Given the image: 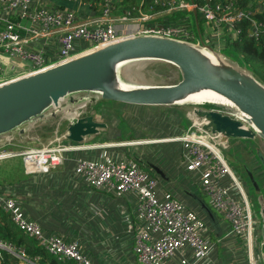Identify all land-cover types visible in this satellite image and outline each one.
Returning <instances> with one entry per match:
<instances>
[{"label": "built area", "instance_id": "1", "mask_svg": "<svg viewBox=\"0 0 264 264\" xmlns=\"http://www.w3.org/2000/svg\"><path fill=\"white\" fill-rule=\"evenodd\" d=\"M155 3L164 8L160 11L162 15L198 11L210 31L213 48L218 52L229 49L231 42L242 34L241 23L244 21L249 23L246 31L250 38L264 39V21L255 19L264 10L262 2L246 11L234 10L230 0H159ZM112 11L111 1L102 8V15L86 18L75 10L49 6L39 0H0V86L16 79L7 76L10 68H22L20 77L34 74L132 36L154 35L199 42L185 26L157 23L143 26L149 16H113ZM222 25L225 30L221 33ZM224 33L232 35L230 43H226ZM82 43L85 47L80 50ZM16 62H30V65L18 66ZM88 108L75 109L71 114L85 117L90 115ZM66 139L67 133L56 134L46 146L21 154L2 152L0 160L22 156L29 174H49L64 163L65 153L81 148L76 143L75 146L66 145ZM174 140L184 145L182 163L185 171L189 175H198L201 193L227 224L229 233L243 245L247 264H264L260 219L253 216L243 184L223 155L227 147L219 135L203 131L194 120L187 131ZM74 173L77 180L96 191L116 196L135 195L129 228L134 235L133 253L138 264H206L216 250L219 240L211 239L213 230L210 225L172 196L159 199L157 178L137 162L81 159ZM0 209L9 214L19 231L36 240L58 261L95 264L91 253L79 240L55 233L48 235L30 221L14 196L0 194ZM3 252L19 257L25 264H40L42 261L40 256L30 258L24 249L0 241V260H3Z\"/></svg>", "mask_w": 264, "mask_h": 264}, {"label": "water", "instance_id": "2", "mask_svg": "<svg viewBox=\"0 0 264 264\" xmlns=\"http://www.w3.org/2000/svg\"><path fill=\"white\" fill-rule=\"evenodd\" d=\"M193 13L196 16L195 10ZM196 26L198 43L132 36L2 84L0 148L10 140L24 142L30 126H43L60 114L66 115L59 125L67 129L68 141H89L108 125L96 121L94 115L74 117L71 111L100 102L191 109L187 118L198 122L203 131L218 134L227 148L229 139L252 140L264 146V83L246 66L206 44L197 22ZM147 63L173 67L179 80L173 84L128 81L129 67ZM257 146L254 151L264 172V157ZM149 167L166 178L155 165ZM243 171L257 195L264 243V194L253 172L246 165ZM191 196L217 233L220 227L214 213L198 196Z\"/></svg>", "mask_w": 264, "mask_h": 264}, {"label": "crops", "instance_id": "3", "mask_svg": "<svg viewBox=\"0 0 264 264\" xmlns=\"http://www.w3.org/2000/svg\"><path fill=\"white\" fill-rule=\"evenodd\" d=\"M39 1L49 6L75 10L86 18L102 15L101 6L95 10L83 0ZM143 2L144 0L139 2V11L149 16V19L142 25L160 24L163 19L160 10L148 13L147 6L144 9L141 8ZM194 21L197 22L195 15ZM200 36L202 37L201 33ZM84 47V43L79 45L80 50ZM21 71L22 68L16 70L10 68L7 76L9 79L20 77ZM99 105L101 103L92 105L91 110L89 108L90 115H94L96 121L106 123L108 128L101 130L100 134L91 140L76 144L81 148L65 153L64 163L51 173L29 174L22 156L0 160V171L7 165H12L16 159L21 160L20 166L25 176L18 184L0 185V194L14 196L19 201L25 216L38 224L48 235L55 233L65 238L79 240L84 249L91 253L95 264H138L133 253L134 235L129 228L136 200L135 195L126 193L116 196L87 187L75 178L76 164L81 159L104 160L107 158L136 162L135 157L138 158L142 153L148 152L156 157L166 177L162 179L150 167L148 168L157 178L159 199L170 195L182 202L186 208L197 213L198 209L190 198H192L191 194L198 197L201 194L199 177L197 174L189 175L185 171L182 163L184 145L174 140L184 134L183 123L186 122L189 128L191 121L188 120L186 109L183 108L146 107L121 103H105L100 108ZM59 124L55 134H66L67 129L64 132L59 131L62 129ZM41 126L37 124L30 126L24 142L18 139L10 140L0 150L5 153L21 154L26 150L39 149L48 145L56 135L48 140L51 136L45 135L46 129H42ZM111 135L120 142L113 141L114 138L109 139L108 136ZM35 140H37L36 143H34ZM64 143L75 146V143L67 139ZM232 144L240 147L242 160H244V151L250 154V150H244L240 141ZM197 214L207 223L200 213ZM69 220L72 223H69ZM219 224L220 230L217 233L213 231L211 235L213 241L219 240V242L206 264H247L243 245L229 233L226 223ZM218 249L220 253L217 255ZM217 256L219 261L216 260ZM17 258L18 264H25L23 260Z\"/></svg>", "mask_w": 264, "mask_h": 264}, {"label": "trees", "instance_id": "4", "mask_svg": "<svg viewBox=\"0 0 264 264\" xmlns=\"http://www.w3.org/2000/svg\"><path fill=\"white\" fill-rule=\"evenodd\" d=\"M85 3L90 4L93 9H99V6L105 8L108 1L112 2L113 5V16H122L128 14L133 17L139 16L141 13L139 11V2L140 0H83ZM157 0H144L141 8H146L148 13L156 12L158 10L162 11L164 8L160 7V3H155ZM229 1V0H225ZM233 4L234 10L246 11L248 9H254L256 4L264 0H230ZM64 8V7H60ZM143 11V10H142ZM146 12V11H144ZM163 19L160 21L161 25L164 26H185L187 30L192 33L194 37L197 38V26L194 21V14L192 12L178 11L172 12L167 15H163ZM196 18L198 22V29L201 32L200 21H203L201 14L197 11ZM255 19L259 21H264V10L257 14ZM204 22V21H203ZM243 28L242 34L235 41L231 42L229 48H233L238 54V58L244 63L242 65L250 69L254 75L264 83V39L254 40L250 38L247 34V28L249 23L244 21L241 23ZM225 30V26L222 25V31ZM225 34L226 43L232 41V35ZM207 44V43H206ZM209 45V44H208ZM214 47L213 45H210ZM215 48V47H214ZM226 50V49H224ZM223 51V50H222ZM228 56V55H227ZM230 57V56H229ZM22 161L16 159L12 165H7L5 168L1 169L0 173V185H14L20 183L24 179V171L20 166ZM139 166L146 170L149 168L143 163H140ZM210 208V206H208ZM220 223V222H218ZM220 227V224H219ZM0 241L4 243L11 244L16 249L23 248L26 251L27 256L34 258L40 256L42 261L40 264H76L75 262H60L56 257L49 254L46 250L40 247L36 240L31 239L24 235L21 231L17 229L11 220L9 214L0 209ZM18 258L13 254L8 252H3V260H0V264H18Z\"/></svg>", "mask_w": 264, "mask_h": 264}, {"label": "rangeland", "instance_id": "5", "mask_svg": "<svg viewBox=\"0 0 264 264\" xmlns=\"http://www.w3.org/2000/svg\"><path fill=\"white\" fill-rule=\"evenodd\" d=\"M200 24H202L201 35H202L203 41H205L207 44L213 45L215 47L213 42L210 40L209 36H207V35H209V30L206 29L204 22L202 20L200 21ZM196 41H198V40H196ZM221 53H224V54L230 56L233 60L237 61L241 65H242V63H244L242 60H240L238 58V54H237V52L234 51L233 48L223 50V51H221ZM16 64L18 66H27V65H30V62H22V63L16 62ZM126 78L128 79V81L133 82V83L173 84L179 80V74H178L177 70H175L173 67L163 65V64H159V63L158 64L157 63H147V64H140V65H133V66L129 67ZM100 103H101V105H99L98 107L102 108L103 107L102 104H105V103L104 102H100ZM92 105L93 104L89 105L90 110L93 107ZM188 111H191V109H186V114ZM65 118H66L65 114H60V116L56 119L51 120L52 119L51 118L50 119L51 122H49L50 121L49 120L48 124L46 123L47 125L45 124V125L41 126L42 129H46L45 135L51 136V137H49L48 140H51L56 135L55 133L58 130L57 124L63 123ZM189 121H191V120H189ZM183 126L185 129L184 132H186L187 128H188L186 122L183 123ZM59 131L64 132L65 128L63 127ZM60 134L61 133H59V135ZM108 137H109V139H113L115 136L111 135ZM113 141L120 142L119 139H117V138H114ZM236 141H240L243 144L244 150H248V151L250 150V154L244 151V160H242V157H241L242 152L240 151V147H238V146L236 147L232 144L233 142H236ZM36 142H37V140L34 141V143H36ZM228 144H229V148H227V150L223 151V155H224L229 167L232 169L234 175L243 184V187L245 189V192L247 194V197H248V200H249V203L251 206L253 216L256 217L257 219H259L258 205L256 203L257 195L254 193V191L250 185V182H249L248 178L245 176L244 171H243V165H246L253 172L256 180L259 183V186L261 187L262 194H264L263 167L261 166V163L259 162L257 155L254 151V147L257 146V144H259V143L257 141H252V140L229 139ZM257 147L259 149V152L264 157V146L258 145ZM2 152H4V151L0 150V155H2ZM138 154H139V152H138ZM135 160H136L137 164H140V163L152 164V165H155L156 167H158L160 169V164L157 163L156 157H154L153 155H151L148 152L146 154L142 153L141 156H138V158L135 157ZM145 171H147L151 176L154 177V173L152 171H150L148 168ZM182 189H183V187H182ZM199 197H200V200L202 202H204L206 205L210 206L209 205V199L206 197V195L201 193ZM190 200L192 203H195V206L198 209V211L196 210L197 213H200V215L204 217V215L199 210L198 205L196 204L194 199L190 198ZM210 209L214 213V216L216 217L217 221L218 222L220 221L222 223L223 222L222 217L215 210H213L211 207H210ZM204 219L206 220L205 217H204ZM69 223H72V222L69 220ZM219 253H220V251L218 249L217 255ZM216 260L219 261L218 256H217Z\"/></svg>", "mask_w": 264, "mask_h": 264}, {"label": "flooded vegetation", "instance_id": "6", "mask_svg": "<svg viewBox=\"0 0 264 264\" xmlns=\"http://www.w3.org/2000/svg\"><path fill=\"white\" fill-rule=\"evenodd\" d=\"M258 182V181H257ZM259 184V183H258ZM261 188V187H260Z\"/></svg>", "mask_w": 264, "mask_h": 264}]
</instances>
